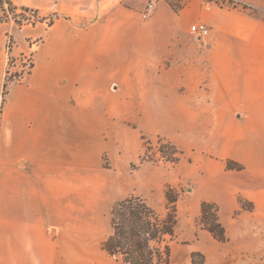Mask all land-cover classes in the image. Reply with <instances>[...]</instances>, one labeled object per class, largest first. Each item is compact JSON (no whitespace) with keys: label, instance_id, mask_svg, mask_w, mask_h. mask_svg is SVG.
I'll return each mask as SVG.
<instances>
[{"label":"crops","instance_id":"1","mask_svg":"<svg viewBox=\"0 0 264 264\" xmlns=\"http://www.w3.org/2000/svg\"><path fill=\"white\" fill-rule=\"evenodd\" d=\"M12 1L39 19L0 21V91L8 36L15 59L36 41L30 70L5 88L0 264H112L101 244L114 203L135 194L155 209L136 188L151 169L143 138L157 136L182 151L180 163L187 151L200 158V200L219 205L226 233L219 242L199 227L182 264L192 251L241 264L222 209L264 192V0H161L147 19V0ZM195 23L209 29L203 42ZM225 159L243 165L245 183Z\"/></svg>","mask_w":264,"mask_h":264},{"label":"rangeland","instance_id":"2","mask_svg":"<svg viewBox=\"0 0 264 264\" xmlns=\"http://www.w3.org/2000/svg\"><path fill=\"white\" fill-rule=\"evenodd\" d=\"M174 7H178V3L169 0ZM242 5V4H241ZM250 12L253 14L259 13L258 8L253 5H246ZM3 8L4 10H2ZM8 6L6 4L0 7V17H6L8 21H14V18L21 20L22 24H34L39 19L38 15L32 11L21 12L19 9L11 10L10 12L5 11ZM47 22L50 21V17H45ZM18 24V23H17ZM36 41L32 42L35 43ZM29 44V49L26 54L20 55L17 59L12 57L10 54L12 47V38L8 36L7 40V52H8V66L5 73L6 82L12 80H19L25 74L28 73L30 67L32 66V57L34 50ZM25 59L29 60V66L24 67L28 63ZM5 91V90H2ZM151 145L147 147L143 146V153H146L151 157L148 161L150 163V170L145 171L139 177V184L136 188L139 192H146L150 196V203L155 207L156 211L163 215L166 211L165 201L163 198V190L167 185L176 187L181 190V195L177 201V226L175 230V235L169 245L173 248L171 264H182L183 256L181 247L183 245H191L195 240L196 230L200 227L198 224V218L200 216V197L204 194L203 186H196L198 177L200 174V158L195 157L194 150L192 152L187 151L185 153V158L182 151H180L179 159L176 162H168L162 159L161 153L159 152L160 142L168 141L166 138L157 136L153 137L151 140ZM169 142V141H168ZM194 149V147H192ZM205 154V153H204ZM208 156V153L205 154ZM211 156V155H210ZM226 160L223 161L226 167ZM232 160V159H229ZM242 166L241 169H229L235 172V183H245L244 174H237L238 171L243 169V165L235 160H232ZM212 162L208 159L204 161V166L207 168L213 167ZM148 176V177H147ZM206 177V176H205ZM158 184L161 185V190L157 191ZM135 190V189H134ZM117 202V201H116ZM115 204V203H114ZM217 207H220L215 203ZM226 211V215L229 220V231L235 236L231 245L227 247L229 252H234L236 255L242 257L241 264H264V192L261 193L256 201H252L243 195H238V209L233 207H227L222 209ZM221 211V213L223 212ZM111 231L109 218L106 222L107 234ZM237 251V253H236ZM239 251V253H238ZM193 252V251H192ZM191 252V253H192ZM191 253L187 254L186 260L189 261L191 258ZM112 264L114 260H111ZM192 264V263H191Z\"/></svg>","mask_w":264,"mask_h":264},{"label":"trees","instance_id":"3","mask_svg":"<svg viewBox=\"0 0 264 264\" xmlns=\"http://www.w3.org/2000/svg\"><path fill=\"white\" fill-rule=\"evenodd\" d=\"M4 4L8 6L5 9L8 12L19 9L24 13L28 11L36 13L34 9L17 6L12 0H0V7ZM243 7L247 8L245 5ZM14 20L21 25V20L16 18ZM0 21H7V16L0 17ZM7 83L5 80L3 90ZM143 139L144 146L147 145L148 148L151 141L146 137ZM158 149L165 161L176 162L179 159L180 151L168 141L160 142ZM150 159L146 153L140 158L141 161ZM226 167L236 170L242 168L240 164L229 159L226 160ZM180 195L181 190L176 187L171 185L165 187L166 211L163 215L139 195L131 194L115 202L110 210L111 231L101 244L102 249L114 260L113 264H170L169 241L175 235L178 222L176 204ZM198 224L210 232L217 241L226 240L225 229L219 221L218 207L214 202L200 203ZM191 263L205 264L204 255L199 251H193Z\"/></svg>","mask_w":264,"mask_h":264},{"label":"built area","instance_id":"4","mask_svg":"<svg viewBox=\"0 0 264 264\" xmlns=\"http://www.w3.org/2000/svg\"><path fill=\"white\" fill-rule=\"evenodd\" d=\"M158 1L161 0H147L144 11L142 12V18L147 19L156 9V4ZM205 2H214L218 5L221 6H237L241 5L240 0H204ZM190 31L193 34V36L203 42L209 35V29L208 27L203 24V23H195L190 26ZM31 48L33 50L36 49V43L31 44ZM25 62L28 64L25 65L24 67L29 66V60L25 59ZM8 72H6L7 74ZM5 94L6 91H0V128H1V121H2V112H3V107L5 103Z\"/></svg>","mask_w":264,"mask_h":264}]
</instances>
